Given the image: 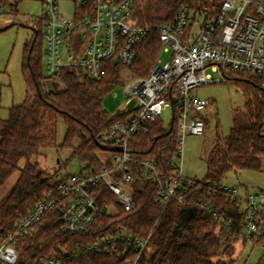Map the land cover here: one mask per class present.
Masks as SVG:
<instances>
[{
  "label": "built area",
  "instance_id": "built-area-1",
  "mask_svg": "<svg viewBox=\"0 0 264 264\" xmlns=\"http://www.w3.org/2000/svg\"><path fill=\"white\" fill-rule=\"evenodd\" d=\"M69 1L73 2L71 13L67 9ZM136 1L41 0V14L30 17L42 26L46 78L53 85L60 82L65 69L72 70L78 78L98 80L110 67L128 68L152 32L169 58L161 62L158 56L147 75L127 88L130 97L118 112L121 118L97 137L111 157L97 170L85 167L62 177L55 191L38 200L0 237V264H19L18 243L36 232L40 220L54 211L60 232L88 233L99 214H109V203H101L98 198L99 183L112 193L110 204L133 210L134 185L142 181L156 184L155 201L162 208L176 198L185 219L193 216H189L191 208L195 213L202 209L231 236L260 247L264 253V244L257 240H264V190L240 195L235 187L206 182L197 191L203 189L207 195L224 193L237 214L243 216L237 231L230 211H220L209 199L198 197L192 189L195 180L182 173L184 138L188 134L203 135L205 121L201 112L210 103L207 98L193 95L192 90L219 81L207 68L210 66L222 76L228 73L258 77L264 91V0H196L193 6L180 5L173 21L148 25L137 22ZM4 6L0 3V13ZM168 104L172 106L170 123L176 135L171 157L163 164L154 157L138 158L131 147V137L147 133ZM261 132L264 135V122ZM149 241L150 235L124 230L100 232L83 247H61L34 264H80L82 258L114 253L121 259L119 264H136Z\"/></svg>",
  "mask_w": 264,
  "mask_h": 264
},
{
  "label": "trees",
  "instance_id": "trees-1",
  "mask_svg": "<svg viewBox=\"0 0 264 264\" xmlns=\"http://www.w3.org/2000/svg\"><path fill=\"white\" fill-rule=\"evenodd\" d=\"M21 0H0L8 3L10 12L17 14ZM182 4L193 6L196 0H137L136 20L141 25L160 24L173 21L176 11ZM32 40L25 45L26 97L23 103L12 105L8 117L0 118V185L17 168L21 158L27 162L14 187L0 205V237L11 230L16 222L41 198L56 190L60 178L57 173L49 174L41 170L38 163H31L46 147H57V121L62 118L66 125L63 143L60 147L72 149L71 157L87 161L92 170H97L101 162L96 152L102 149L97 137L112 122L121 118L119 113L107 116L103 108L105 95L114 87L119 66L110 67L108 73L98 80L78 78L65 69L60 76V88L49 85L41 72L42 46L44 33L41 24L33 29ZM162 43L152 32L142 46L137 60L129 66L134 74L143 77L155 63ZM240 86L244 103L242 109L235 110L232 126L224 140L223 147L216 143L210 150L206 174L202 180H195L192 187L198 197L209 199L220 210L228 209L234 218L236 229L243 216L226 195L220 191L207 195L203 189L206 182L220 184L225 173L238 170H260L261 157L264 156V135L261 127L264 122V91L259 86L258 77L248 74L228 75ZM40 88V94L36 89ZM77 139V146L73 141ZM176 135L174 125L166 128L158 118L150 124L147 133H137L131 137L133 152L138 158L154 157L163 164L170 158L174 149ZM135 208L125 211L118 208L116 214H99L88 233H62L58 230L56 211L40 220L36 232L24 236L19 246V264H34L40 257L57 252L61 247L73 250L92 241L98 233L124 230L136 235H150L148 248L139 256L136 264H233L229 244L221 255L213 251L218 244L217 229L229 239L237 237L225 233L217 222L202 209H197L190 218L181 215L182 205L176 198L170 199L162 208L156 201L157 186L147 181L134 185ZM101 203H112L113 195L108 188L99 183L96 186ZM219 227V228H218ZM264 244V240H260ZM223 254V255H222ZM214 255L217 256L213 259ZM117 254L101 257H87L80 264H119ZM257 264H264V253Z\"/></svg>",
  "mask_w": 264,
  "mask_h": 264
},
{
  "label": "rangeland",
  "instance_id": "rangeland-1",
  "mask_svg": "<svg viewBox=\"0 0 264 264\" xmlns=\"http://www.w3.org/2000/svg\"><path fill=\"white\" fill-rule=\"evenodd\" d=\"M67 9L68 13L72 12L73 2H68ZM13 13L10 12L9 4L5 2V6L0 13L1 119L8 117V109L12 105L21 104L25 100V79L27 76L26 70L23 68L25 45L32 40L33 29L37 26L30 17L41 14V0H21L17 5V14L14 15ZM168 58L169 53L160 51L159 59L161 62H165ZM41 72L45 77V86L49 88L50 82H48L45 72L44 43L42 46ZM207 72L219 81L213 84L201 85L192 90L193 95L210 100L206 109L201 112V117L205 121V131L203 135L188 134L183 141L182 173L184 177L192 180L203 179L206 174V165L211 148L216 143L223 147L224 140L232 126L233 114L235 110L242 109L244 103L240 86L235 83L236 81L227 78L230 74L226 73V76H222L212 70L210 66L207 68ZM139 78L141 77L134 74L130 68L118 67L116 84L105 95L102 102L107 116L115 115L122 110L126 100L130 97L126 93L127 88ZM60 87V84H56L55 88ZM171 115L172 106L168 104L161 116L165 128L170 123ZM65 132V122L60 118L57 121L56 144L58 146L43 148L39 155L32 156L28 160L31 163H38L39 168L44 172L57 173L55 179L78 173L88 165L87 161H80L77 157H71V148L60 147ZM77 144V139H75L73 146H77ZM96 156L100 162H104L111 157V152L99 149ZM26 162L27 159L21 158L17 168L0 185V205L14 187ZM220 184L225 187H235L240 195L254 193L258 189L264 190V156L261 157L260 170L238 169L229 171L221 178ZM117 210V207L109 204V214L114 215ZM218 230V244L213 248L216 254L221 255L223 249L229 244V250H232L233 264H257L263 254L260 247L248 242L234 241L232 237L228 239L224 233H220ZM219 255H214L213 259H216Z\"/></svg>",
  "mask_w": 264,
  "mask_h": 264
},
{
  "label": "water",
  "instance_id": "water-1",
  "mask_svg": "<svg viewBox=\"0 0 264 264\" xmlns=\"http://www.w3.org/2000/svg\"><path fill=\"white\" fill-rule=\"evenodd\" d=\"M36 89H37L38 93L40 94V88H39V86H38L37 83H36ZM102 148H103V147H102ZM188 212L190 213L189 216H192V215H194V213H195V209H194V208H191L190 210H188ZM180 216H182V210H181V215H180Z\"/></svg>",
  "mask_w": 264,
  "mask_h": 264
}]
</instances>
